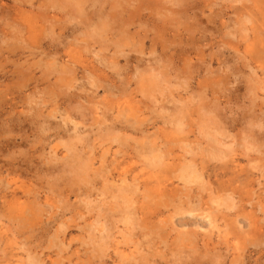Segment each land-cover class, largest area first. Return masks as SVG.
Returning a JSON list of instances; mask_svg holds the SVG:
<instances>
[{"label":"rangeland","instance_id":"obj_1","mask_svg":"<svg viewBox=\"0 0 264 264\" xmlns=\"http://www.w3.org/2000/svg\"><path fill=\"white\" fill-rule=\"evenodd\" d=\"M53 1L0 0V264H264V0Z\"/></svg>","mask_w":264,"mask_h":264},{"label":"bare ground","instance_id":"obj_2","mask_svg":"<svg viewBox=\"0 0 264 264\" xmlns=\"http://www.w3.org/2000/svg\"><path fill=\"white\" fill-rule=\"evenodd\" d=\"M19 1H20V0H19ZM52 1H53V0H52ZM53 2H54V1H53ZM57 2H58V1H57ZM73 2H74V3H77L78 1L76 2V1L73 0ZM73 2H72V3H73ZM81 2H82V1H81ZM49 3H50V2H49ZM70 3H71V2H70ZM44 4H45V3H44ZM49 5H51V3H50ZM78 5H79V4H78ZM78 5H77V8H79ZM93 8H94V7H93ZM115 8H116V7H114V9H115ZM84 10H85V9H84ZM58 11H59V10H58ZM112 11H113V10H112ZM117 12H118V11H117ZM68 13H69V12H68ZM118 15H120V14H118ZM113 18H114V17H113ZM116 20H117V19H116ZM98 24H99V23H98ZM113 24H114V23H113ZM114 25H115V24H114ZM128 25H129V24H128ZM116 26H117V25H116ZM12 27H13V26H12ZM53 27H54V26H53ZM35 28H36V27H35ZM107 28H108V27H107ZM119 32H120V31H119ZM0 35H1V34H0ZM47 36H48V35H47ZM126 37H127V36H126ZM4 42H5V41H4ZM137 68H138V67H137ZM150 71H151V70H150ZM252 71H253V70H252ZM155 72H156V71H155ZM151 75H152V74H151ZM144 77H145V75H144ZM131 106H132V105H131ZM137 106H138V105H137ZM129 107H130V105H129ZM129 107H128V109H129ZM161 107H162V106H161ZM130 108H131V107H130ZM134 108H135V107H134ZM140 108H141V107H140ZM131 109H132V108H131ZM208 109H209V108H208ZM122 110H123V109H122ZM125 110H126V108H125ZM137 110H139V109H137ZM126 111H127V110H126ZM135 111H136V110H135ZM140 111H141V109H140ZM120 112H121V111H120ZM127 112H128V111H127ZM141 112H142V111H141ZM164 112H165V111H164ZM125 113H126V112H125ZM125 113H124V114H125ZM137 115H138V114H137ZM126 117H127V116H126ZM128 117H129V116H128ZM131 118H132V117H131ZM131 121H132V120H131ZM131 121H130V122H131ZM128 122H129V121H128ZM130 122H129V125H131ZM117 123H118V122H117ZM126 123H127V122H126ZM134 124H136V123H134ZM127 127H128V126H127ZM132 127H134V126H132ZM132 127L130 126V128H132ZM140 127H141V126H140ZM125 128H126V127H125ZM127 129H128V128H127ZM133 129H134V128H133ZM114 130H115V129H114ZM122 130H124L123 127H122ZM125 130H126V129H125ZM125 130H124V131H125ZM75 132H76V131H75ZM153 137H154V136H153ZM114 138H115V137H114ZM154 138H155V137H154ZM147 139H148V138H147ZM148 141H149V140H148ZM151 141H152V140H151ZM150 143H151V142H150ZM144 144H145V143H144ZM146 145H148V144H146ZM146 145H145V146H146ZM149 146H150V145H148V147H149ZM145 148H146V147H145ZM145 148H144V149H145ZM149 149H150V147H149ZM155 150L158 151V149H156V147H155ZM148 151H149V150H148ZM150 151L152 152V150H150ZM156 153H159V152H156ZM156 155H157V154H156ZM145 156H146V155H145ZM154 156H155V155H154ZM148 158H149V157H148ZM155 158H156V157H155ZM159 158H160V157H159ZM159 158H158V159H159ZM145 159H146V158H145ZM155 160H156V159H155ZM154 162H155V161H154ZM157 162H158V160H157ZM160 162H161V161H160ZM158 164H159V163H158ZM186 165H187V164H186ZM188 167H189V166H188ZM194 168H195V167H194ZM196 168H197V167H196ZM186 170H187V169H186ZM189 170H190V169L188 168V171H189ZM191 171H192V170H191ZM193 171H194V170H193ZM184 172H185V171H184ZM183 174H184V173H183ZM185 174H186V173H185ZM185 174H184L183 176H185ZM188 174H189V173H188ZM197 175H199V173H198ZM201 175H202V174H201ZM122 176H123V175H122ZM191 177H192V176H191ZM193 177H194L193 179H196V175L193 176ZM199 177H200V176H199ZM123 178H127V177H123ZM181 178H182V177H181ZM201 179H202V178H201ZM182 180H183V178H182ZM204 180H205V179H204ZM122 181H123V180H122ZM126 181H127V179H126ZM188 181H189V180H188ZM196 181H197V183H199V182H198V179H197ZM184 182H185V181H184ZM194 182H195V180H194ZM194 182L192 181V183H194ZM203 182L205 183V181H203ZM197 183H196V184H197ZM204 183H203V184H204ZM200 184H202V182H201ZM203 184H202V185H203ZM205 184H206V183H205ZM202 185L200 186L201 188L203 187ZM201 188H200V189H201ZM128 189H129V188H128ZM204 189H205V188H204ZM130 192H131V191H130ZM132 192H133V191H132ZM24 193H25V192H24ZM121 194H122V192H121ZM128 194H129V192H128ZM229 200H230V199H229ZM131 201H132V200H131ZM215 202H216V200H215ZM126 203H127V200H126ZM132 203H133V202H132ZM219 205H220V204H219ZM231 205H232V203H231ZM221 206H222V205H221ZM232 206H233V205H232ZM233 207H234V206H233ZM230 208H231V207H230ZM127 220H128V219H127ZM210 220H211V219H210ZM36 261H37V260H36ZM36 263H37V262H36Z\"/></svg>","mask_w":264,"mask_h":264}]
</instances>
